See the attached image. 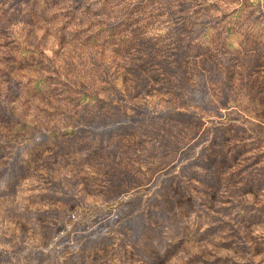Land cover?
<instances>
[{"label":"rangeland","instance_id":"374dc122","mask_svg":"<svg viewBox=\"0 0 264 264\" xmlns=\"http://www.w3.org/2000/svg\"><path fill=\"white\" fill-rule=\"evenodd\" d=\"M0 264H264V0H0Z\"/></svg>","mask_w":264,"mask_h":264}]
</instances>
